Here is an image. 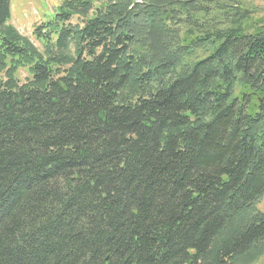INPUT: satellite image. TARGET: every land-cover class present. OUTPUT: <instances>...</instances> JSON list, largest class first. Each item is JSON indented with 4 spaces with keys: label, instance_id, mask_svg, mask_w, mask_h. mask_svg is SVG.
I'll return each instance as SVG.
<instances>
[{
    "label": "trees",
    "instance_id": "trees-1",
    "mask_svg": "<svg viewBox=\"0 0 264 264\" xmlns=\"http://www.w3.org/2000/svg\"><path fill=\"white\" fill-rule=\"evenodd\" d=\"M10 5L0 264L264 254V14L241 0H62L32 29L39 49Z\"/></svg>",
    "mask_w": 264,
    "mask_h": 264
},
{
    "label": "rangeland",
    "instance_id": "rangeland-1",
    "mask_svg": "<svg viewBox=\"0 0 264 264\" xmlns=\"http://www.w3.org/2000/svg\"><path fill=\"white\" fill-rule=\"evenodd\" d=\"M62 0H10L9 24L13 25L22 35L29 37L39 49L42 45L32 35L34 25L46 21L58 11ZM241 5L254 12L257 18L264 14V0H241ZM76 22V18H72ZM17 78L24 82L29 76L25 68L19 69ZM260 209H264V198L258 204ZM249 264H264V254Z\"/></svg>",
    "mask_w": 264,
    "mask_h": 264
},
{
    "label": "water",
    "instance_id": "water-1",
    "mask_svg": "<svg viewBox=\"0 0 264 264\" xmlns=\"http://www.w3.org/2000/svg\"><path fill=\"white\" fill-rule=\"evenodd\" d=\"M107 260H108V258H107Z\"/></svg>",
    "mask_w": 264,
    "mask_h": 264
}]
</instances>
